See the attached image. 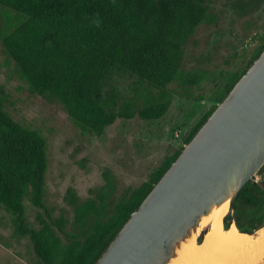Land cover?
<instances>
[{"label": "trees", "instance_id": "1", "mask_svg": "<svg viewBox=\"0 0 264 264\" xmlns=\"http://www.w3.org/2000/svg\"><path fill=\"white\" fill-rule=\"evenodd\" d=\"M216 0H0L12 14V29L1 42L30 90L57 99L73 124L101 135L119 118L160 119L169 109V87L183 74L185 46L195 30L213 17ZM264 49L261 45L240 74L225 79V95ZM128 72L158 89L139 104L138 95L120 101L104 94L107 82ZM149 94H152L150 92ZM0 89V207L13 217L18 234L27 235L44 264H95L133 211L152 190L183 148L168 158L148 182L116 206L105 221L92 223L81 237L59 251L52 235L30 228L25 202L44 207L48 169L47 140L40 130L16 122L5 110ZM207 113L185 139L187 144L207 120ZM264 180L249 182L224 217L225 228L235 222L252 234L264 223ZM264 204V201H263ZM249 211L250 227L233 212ZM207 230L199 237L202 243Z\"/></svg>", "mask_w": 264, "mask_h": 264}, {"label": "rangeland", "instance_id": "2", "mask_svg": "<svg viewBox=\"0 0 264 264\" xmlns=\"http://www.w3.org/2000/svg\"><path fill=\"white\" fill-rule=\"evenodd\" d=\"M212 13L185 46L183 74L169 87L165 115L154 120L138 115L119 118L97 136L77 128L57 99L30 90L3 49L1 37L12 29V14L0 6V89L7 96L5 110L16 122L40 130L48 145L44 207L26 200V221L30 228L52 235L60 252L75 240L84 241L81 236L92 223L109 219L117 205L186 145L194 127L225 95L226 77L240 74L261 45L264 0H216ZM104 94L120 101L138 95L144 105L158 89L148 90L134 75L120 72L107 82ZM263 180L264 166L251 182ZM248 211L241 206L233 212L245 227H250ZM205 230L207 226L200 228L197 239ZM0 264H44L29 236L17 233L12 215L2 207Z\"/></svg>", "mask_w": 264, "mask_h": 264}, {"label": "water", "instance_id": "3", "mask_svg": "<svg viewBox=\"0 0 264 264\" xmlns=\"http://www.w3.org/2000/svg\"><path fill=\"white\" fill-rule=\"evenodd\" d=\"M263 166L264 49L95 264H171L182 243L197 236L203 219L228 201L231 211Z\"/></svg>", "mask_w": 264, "mask_h": 264}, {"label": "bare ground", "instance_id": "4", "mask_svg": "<svg viewBox=\"0 0 264 264\" xmlns=\"http://www.w3.org/2000/svg\"><path fill=\"white\" fill-rule=\"evenodd\" d=\"M230 210L229 201L214 208L201 226L208 231L202 243L194 235L182 243L171 264H261L264 262V228L256 235L240 231L236 224L225 228L223 219Z\"/></svg>", "mask_w": 264, "mask_h": 264}]
</instances>
